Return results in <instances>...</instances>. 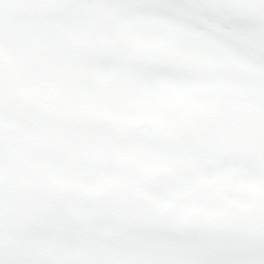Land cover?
<instances>
[{"label": "snow or ice", "instance_id": "1", "mask_svg": "<svg viewBox=\"0 0 264 264\" xmlns=\"http://www.w3.org/2000/svg\"><path fill=\"white\" fill-rule=\"evenodd\" d=\"M0 264H264V0H0Z\"/></svg>", "mask_w": 264, "mask_h": 264}]
</instances>
